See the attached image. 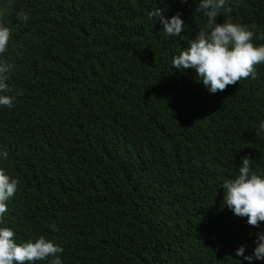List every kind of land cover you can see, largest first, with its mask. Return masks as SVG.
Returning <instances> with one entry per match:
<instances>
[{"label":"trees","instance_id":"obj_1","mask_svg":"<svg viewBox=\"0 0 264 264\" xmlns=\"http://www.w3.org/2000/svg\"><path fill=\"white\" fill-rule=\"evenodd\" d=\"M2 3L12 6L9 83L22 93L0 108V167L19 180L4 219L17 242L44 236L63 264H239L240 246L252 255L264 224L233 215L218 186L244 156L264 174V65L216 94L172 69L207 22L192 0ZM229 6L231 22L264 32V0ZM156 8L180 14L183 40L149 20ZM21 10L29 19L17 24Z\"/></svg>","mask_w":264,"mask_h":264},{"label":"clouds","instance_id":"obj_2","mask_svg":"<svg viewBox=\"0 0 264 264\" xmlns=\"http://www.w3.org/2000/svg\"><path fill=\"white\" fill-rule=\"evenodd\" d=\"M187 4L188 0H180ZM195 12L206 18V25L200 29L195 39L188 40V46L172 55L170 66L180 73L193 70L195 79L209 94L223 92L227 86L235 85L243 79L257 76V65H264V43L256 45L255 40L264 41V32H258L254 26L231 22L229 0H192ZM10 3L0 4V108L13 109L21 92L14 90L9 83L10 74L15 65L4 59L8 51L12 30L3 22V17L11 11ZM17 24L27 23L29 17L22 10L14 13ZM224 16L222 23L217 18ZM148 18L155 25L162 26L164 36L172 39L184 37L185 30L180 14L166 18L164 10L156 8L148 13ZM264 139V121L259 123ZM8 152L0 150V160H7ZM253 160L244 156L240 160L234 177L222 179L218 188L224 192L223 206L233 215L247 218L249 226L259 228L264 224V174L253 170ZM19 180L10 176L0 167V264H63V248L44 236L29 238L17 242L14 231L5 226L8 202L18 190ZM52 232L56 225H49ZM255 248L252 255H245V247L234 250L236 257H241L239 264H264V232L256 234Z\"/></svg>","mask_w":264,"mask_h":264}]
</instances>
